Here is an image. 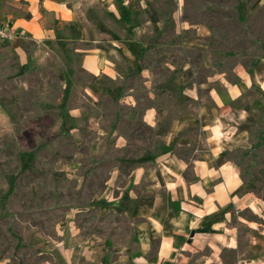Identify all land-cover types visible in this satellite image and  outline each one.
Here are the masks:
<instances>
[{
	"label": "rangeland",
	"instance_id": "1",
	"mask_svg": "<svg viewBox=\"0 0 264 264\" xmlns=\"http://www.w3.org/2000/svg\"><path fill=\"white\" fill-rule=\"evenodd\" d=\"M118 2L119 12L100 3L85 10L83 23L54 39L21 32L0 40V264H111L135 245L133 225L142 219L132 212L136 201L113 199L138 164L155 170L165 144L158 131L184 111L198 112L197 97L211 110V92H227L223 79L263 71L264 0ZM99 46L114 77L85 62ZM243 96L242 105L253 107L245 119L251 145L224 157L246 182L260 177L254 193L264 199V96ZM151 109L157 127L152 113L146 118ZM189 136L198 138L197 128ZM183 142L172 147L193 156L198 144ZM147 184L130 185L128 197ZM240 217H258L244 208L232 221L250 257V229ZM186 253L189 264H202L211 250ZM221 256L223 264L241 257L231 248Z\"/></svg>",
	"mask_w": 264,
	"mask_h": 264
},
{
	"label": "crops",
	"instance_id": "2",
	"mask_svg": "<svg viewBox=\"0 0 264 264\" xmlns=\"http://www.w3.org/2000/svg\"><path fill=\"white\" fill-rule=\"evenodd\" d=\"M118 1L0 0V26L29 33L39 41L54 39L65 26L76 27L80 20L83 23V12L95 9L98 3L103 9L119 12ZM144 1L147 4L150 0ZM48 15L57 24L50 25ZM104 54L106 49L99 46L92 55H86L85 62H89L95 73L102 70L114 77ZM262 64V72L254 76L242 74L237 83L223 79L228 97L238 100L252 91L264 96V59ZM211 96L215 102L211 110L206 109L203 98L197 97L200 98L198 112L184 111L170 119L164 147L156 153L155 170L149 171L145 163L138 164L131 170L123 190L114 197L113 203L121 206L127 200L136 201L132 212L142 219L133 225L135 245L118 250L111 264H189L187 251L206 249L211 254H201L198 262L213 264L217 259L223 264L224 248L239 250L241 257L235 264H264V199L254 192L244 193L246 183L241 170L224 157L227 150L250 147L251 126L245 120L250 112L225 103L217 90ZM147 113L146 118L152 113V125L157 127L159 113L154 109ZM195 128L199 137L192 139L189 133ZM183 141L187 145L198 144L193 156H182L172 147H180ZM146 179L148 184L142 193L128 197L130 185L137 187ZM139 198H153L154 204L138 205ZM244 208L251 209L258 217L255 221L239 218L250 229V257L243 256L239 230L232 224L238 211ZM119 210L131 214L122 207Z\"/></svg>",
	"mask_w": 264,
	"mask_h": 264
},
{
	"label": "trees",
	"instance_id": "3",
	"mask_svg": "<svg viewBox=\"0 0 264 264\" xmlns=\"http://www.w3.org/2000/svg\"><path fill=\"white\" fill-rule=\"evenodd\" d=\"M155 21H158V18H155ZM102 47V46H101ZM104 48V47H103ZM105 49V48H104ZM188 73H191V70H188ZM104 79H107V78H110L109 75H105L103 76ZM98 78V77H97ZM219 93H220V96L224 98L225 102L228 103L230 106H232L233 108H242V109H245V110H248V111H251V109L253 107H250V106H244L242 105V100H243V97L241 98H238V100H233L231 99L230 97H228V94L227 93H222L221 90H219ZM169 125L166 126V128L164 129H160L158 131V134H165L168 130H169ZM262 174H263V177H264V171H262ZM260 180V177H255L253 181L251 182H246L244 180V183H246L243 191L244 193H247V192H254L255 189L257 188V185H256V181ZM147 200V201H146ZM143 199V198H139L138 199V205H148V206H153L154 204V200L153 198H148V199Z\"/></svg>",
	"mask_w": 264,
	"mask_h": 264
},
{
	"label": "built area",
	"instance_id": "4",
	"mask_svg": "<svg viewBox=\"0 0 264 264\" xmlns=\"http://www.w3.org/2000/svg\"><path fill=\"white\" fill-rule=\"evenodd\" d=\"M19 34L20 32L13 27L0 26V40L16 38Z\"/></svg>",
	"mask_w": 264,
	"mask_h": 264
},
{
	"label": "bare ground",
	"instance_id": "5",
	"mask_svg": "<svg viewBox=\"0 0 264 264\" xmlns=\"http://www.w3.org/2000/svg\"><path fill=\"white\" fill-rule=\"evenodd\" d=\"M143 208V207H142ZM141 210V209H140Z\"/></svg>",
	"mask_w": 264,
	"mask_h": 264
}]
</instances>
